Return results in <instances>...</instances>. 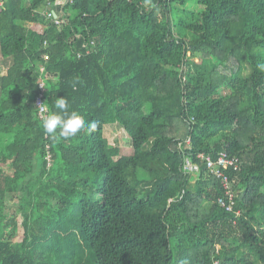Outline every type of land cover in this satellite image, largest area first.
I'll return each mask as SVG.
<instances>
[{"label": "trees", "instance_id": "1", "mask_svg": "<svg viewBox=\"0 0 264 264\" xmlns=\"http://www.w3.org/2000/svg\"><path fill=\"white\" fill-rule=\"evenodd\" d=\"M5 60L0 264H264V0H0ZM41 95L96 128L50 136Z\"/></svg>", "mask_w": 264, "mask_h": 264}, {"label": "built area", "instance_id": "2", "mask_svg": "<svg viewBox=\"0 0 264 264\" xmlns=\"http://www.w3.org/2000/svg\"><path fill=\"white\" fill-rule=\"evenodd\" d=\"M54 13H49L48 16H53ZM56 23H60L59 19L55 15ZM43 88V84L41 85ZM36 107L39 112V116L42 119H45L48 115V109L46 104L44 103L43 96L41 95L36 99ZM191 139H186V143L190 144ZM182 145V143H180ZM202 157L206 163L207 168L210 170L212 174H214L217 178L222 180L224 195L218 199V202L221 206L225 207L227 211L234 210L235 204V194L231 188V178L228 172L226 171L230 167L234 166L237 168V161L234 157H232L227 151H223L218 154L217 158H214L210 155H205L204 153H200L198 155ZM183 168L187 173L197 174L200 171V166L198 163L193 162L190 157H186L184 159Z\"/></svg>", "mask_w": 264, "mask_h": 264}, {"label": "clouds", "instance_id": "3", "mask_svg": "<svg viewBox=\"0 0 264 264\" xmlns=\"http://www.w3.org/2000/svg\"><path fill=\"white\" fill-rule=\"evenodd\" d=\"M145 4L151 7L152 0H145ZM258 68L264 71V64H259ZM55 109L58 111H50L42 121V127L45 133L54 138H71L85 131H92L96 128V124L92 122L87 124L85 119L76 111H70V105L66 98H57Z\"/></svg>", "mask_w": 264, "mask_h": 264}, {"label": "rangeland", "instance_id": "4", "mask_svg": "<svg viewBox=\"0 0 264 264\" xmlns=\"http://www.w3.org/2000/svg\"><path fill=\"white\" fill-rule=\"evenodd\" d=\"M191 6V8H199L198 5H188ZM10 64V61H3L0 62V75L5 74L6 69L8 68V65ZM105 135L109 139L110 143L112 145H122L129 143V135L127 134L126 130L123 126L119 124H109L105 127ZM7 203L11 206L16 205L18 202L17 196H8L7 197Z\"/></svg>", "mask_w": 264, "mask_h": 264}, {"label": "crops", "instance_id": "5", "mask_svg": "<svg viewBox=\"0 0 264 264\" xmlns=\"http://www.w3.org/2000/svg\"><path fill=\"white\" fill-rule=\"evenodd\" d=\"M45 13L46 14H49V13H54V17H55V15H56V17L58 18V15L55 13V10H53V9H51V8H48V9H46L45 10ZM229 174V173H228ZM196 175V174H195ZM230 175V174H229Z\"/></svg>", "mask_w": 264, "mask_h": 264}]
</instances>
